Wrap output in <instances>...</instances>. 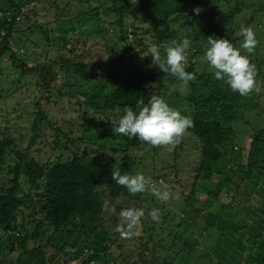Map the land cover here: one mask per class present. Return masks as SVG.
Listing matches in <instances>:
<instances>
[{"label": "trees", "instance_id": "1", "mask_svg": "<svg viewBox=\"0 0 264 264\" xmlns=\"http://www.w3.org/2000/svg\"><path fill=\"white\" fill-rule=\"evenodd\" d=\"M42 1L46 0H0V37L4 45L0 56L12 61L25 81L8 92L0 83V102H16L4 111L10 113L14 108L15 113L10 114L17 118L23 109L30 112L29 106L22 105L30 96L34 115V124L28 127L33 135L22 155L17 153V165L7 170L6 143L0 142V178L6 180L0 181V241L8 250L21 249L14 260L0 259V264H139L132 259L131 251L136 248L142 258L152 243L159 247L151 248L152 262L158 249L167 252L161 264H264V125L257 127L258 119L256 124L248 114L261 103L255 102L254 93L241 96L233 92L202 61L209 36L228 39L240 48L242 40L232 33L231 21L241 5L225 12L218 8V0H103L101 6L89 4L78 12L66 8L69 14L57 6L53 19L61 34L53 39L48 21L38 18L37 7ZM54 3L57 5V0ZM197 7L202 9L199 14L194 12ZM40 11H46L45 7ZM90 17L95 22L85 23ZM136 20L149 25L151 43L156 45L170 44L174 39L182 42L185 37L190 40L185 70L196 78L187 87L153 65L151 56H142L149 55L148 44L138 35ZM244 21L242 26L251 27L250 21ZM107 23L115 28L123 44L108 48L110 54L102 61L75 60L61 53L55 59L49 57L47 62L32 65L20 53L33 50L30 36L36 32L43 40L58 44L57 40L68 49L79 45L80 27L92 26L93 34L88 35H102L108 40ZM129 33L136 36L134 46L129 43ZM161 55H166L163 49ZM248 58L256 67L257 83L264 84V60L256 63ZM55 65L66 73L67 82L59 86V91L76 100L77 122L69 119L59 125L43 108L55 96ZM170 85L174 86L172 90ZM152 91L193 121L187 130L191 136H184L172 152L142 143L138 137L112 132L111 119L118 121L126 107L138 111L137 100L142 98L147 104ZM89 109L93 111L91 116ZM7 119V115L0 116V127ZM238 120L254 125L248 129L251 132H243L242 138L235 125ZM42 122L53 130L52 138L41 132ZM45 146L58 153L50 158ZM160 150L174 160L169 169L178 170L180 163L188 168L190 164V172L195 173L190 190L179 197L178 203L186 209L185 217L170 204L159 205L148 193L130 194L111 178L115 165L122 175L140 173L159 179L152 171L160 168L152 170L147 163ZM26 183L28 189L23 188ZM36 191H43V195L35 196ZM200 193L206 196L200 197ZM105 199L113 204L121 201L116 205L117 214L124 208L146 205V201L154 203L161 206V221L148 227L142 221L138 237L122 240L115 232L119 216H109L102 209ZM24 208L31 210L27 215L35 225L31 232ZM167 224L172 227L165 229ZM46 227L52 228L49 235ZM31 239L38 240L32 248ZM135 239H139L138 246L125 249V242ZM115 247L120 249L118 253Z\"/></svg>", "mask_w": 264, "mask_h": 264}, {"label": "rangeland", "instance_id": "2", "mask_svg": "<svg viewBox=\"0 0 264 264\" xmlns=\"http://www.w3.org/2000/svg\"><path fill=\"white\" fill-rule=\"evenodd\" d=\"M57 5H55L54 0H46L42 1L39 6L37 7L38 12V18L40 20H45L48 21V28L50 30V33L52 34L51 37L53 39H58L59 34H61L60 30H57L56 27V21L53 19L55 17V12H58L57 6L64 10L65 13L69 14V12H78L81 8L87 7L89 4L94 5V6H101L103 3V0H57ZM240 4L241 8L237 10L233 16V19L231 21V31L232 33H237L240 29V27L245 24L244 20H248L251 22L250 26L253 27V31L255 33L256 39L258 41V44L254 50L253 53L249 54L245 50H242L243 55H247L248 57H252L253 61L256 63H259L260 60H264V0H218L217 5H219L218 8H221L225 12L228 10L237 9V5ZM45 7L46 11H40L41 8ZM66 8L69 10V12L66 11ZM29 10V8H28ZM27 10V11H28ZM203 14L200 16L202 17ZM91 21L95 22L94 17H90L89 19L85 20V23ZM135 25L137 24L139 26V29L137 30V33L139 36H142L144 38V42H146L148 45L153 42L151 41V34H150V27L146 23H142L140 20L134 21ZM179 25V22L176 23ZM106 27L109 29V32L107 34L108 40L104 39L102 35H88V34H93L91 31L93 30L92 26H87V27H80L79 31V38L81 41H79V45L73 44L75 48H67L63 44L59 43L57 40H55L58 44L55 43H50L49 41L47 42L46 39L42 38L40 36V32H36L34 35H31L30 38L32 42L34 43V47L31 50L30 48L26 49L24 52L20 51L23 57H27L29 61L32 63L36 62H47L46 60L50 57L52 59H55L58 55L61 53L65 54L66 57H70L71 59L74 58L75 60L81 59L85 61H102L104 58L107 59L108 55L110 54V47L115 45L116 42H120L118 38V34L115 31V28L109 25L108 23L106 24ZM114 29V30H113ZM130 30H134L133 27H129ZM129 30V31H130ZM97 32V29L95 30ZM76 33V32H75ZM73 33L72 35H75ZM98 33V32H97ZM240 39L243 41V37L240 36ZM129 43L131 45H135V40L136 36L133 34L131 35L129 33L128 36ZM37 42V43H36ZM36 43V44H35ZM60 44V45H59ZM123 44V43H119ZM28 45H33L28 43ZM18 45H15V48H18ZM43 47V50L41 51V48ZM45 47V48H44ZM136 50H138V46H135ZM109 48V49H108ZM140 48V47H139ZM71 49V50H70ZM32 51V53H31ZM31 55L29 56V54ZM263 58V59H262ZM8 58H3L0 60V83L2 84L1 88L4 89V92H8L12 90L13 88H16V86H23L25 84V81L23 80L24 76L22 75V71L16 69ZM264 63V61H263ZM262 73L264 74V67L262 68ZM55 71H58V76L57 80L55 83V86L52 88V93L55 95L54 98L49 102L45 103L43 105V108L47 111L49 114V117H53L55 119V122L59 125H65L64 120H72L73 121H78L77 117H75L78 113L75 112L76 108L78 107L76 100L72 97H70L68 94H64L59 91V86L67 82V78L65 77V71L60 70L59 65H55ZM102 76L101 78L103 79V76L105 75V72L102 71ZM259 76H262L260 72H258ZM259 87V92L254 91L253 93L255 94L256 98L254 99L255 102H260L261 106L256 108L253 111H249L248 114L251 119L253 120L254 123L257 124V119L260 123H258L257 127L263 126L264 125V84H259L257 83ZM173 87V86H171ZM152 94L155 95L156 91H152ZM4 93V97H5ZM259 95V96H258ZM32 101V97L27 96V101L22 103V105H27L30 107V112L26 111L23 113L21 116L18 118L14 119L13 125H14V130L10 129L9 132L16 134V135H21L27 138L32 137V132L29 131V128H26V124L28 121H31L34 118V115L32 113L33 109L32 106L30 105V102ZM16 102H13L11 104H7L2 100L0 102V116L4 113V106L7 105H15ZM33 104V103H32ZM172 105V104H171ZM21 108V106H19ZM81 108L85 109L84 106H81ZM89 115H92V110L89 109ZM98 118L99 115H96ZM8 120V119H7ZM55 125V124H54ZM235 125L237 127L239 136L243 135V132L245 131V134L248 132H251V130H248L252 128L254 125H246L244 124L241 120H238L235 122ZM64 130H66L64 128ZM45 132L46 134H50V138H52L53 130L51 128H46L41 130V132ZM75 134L78 135L79 131L76 129L74 130ZM187 138L191 136L190 132H186ZM185 142V141H184ZM194 143L193 141H190V144ZM76 148V147H74ZM157 149H160L158 147ZM45 150H47L48 156L52 158L53 153H58L57 151H52L49 146H45ZM141 150V149H140ZM161 153V154H160ZM68 153L66 152L65 156H67ZM181 162V161H180ZM172 163H174V160L171 157H168L167 155L163 154V152L160 150L157 155L154 157V160H150L147 164L151 165V169L153 168H160L157 169V171L153 170L152 174H158L160 176L159 179H155L153 177V181L157 184V186H160V182L163 181L164 184H166L169 188V190L174 194L178 195L179 197L182 196L183 192H188L190 190L191 183L194 179V172H190V164L188 168L184 166L183 163H180V167L178 170L174 169H169L172 168ZM169 167V168H168ZM174 171V174L173 172ZM172 172V173H171ZM172 174V175H171ZM1 182H5V178L1 177L0 178ZM1 185V183H0ZM11 185V184H8ZM23 187L25 189H28V184H24ZM205 194L200 193V197H205ZM153 200L157 201L159 205L162 204H170L175 207L176 213L179 216H184L185 217V211L182 204H179V200H171L167 203H161L159 202L154 196ZM245 202V199L242 200ZM159 208L161 206L154 205V203H148L146 201V205L140 204L138 208H143L145 210V217L142 218V221L144 222L145 227H148L152 224V220L150 217H148L147 213L152 209V208ZM26 211V216H24L27 220V227L28 230L31 232L33 228L35 227L33 222H30L31 216H27L28 214H31V210L28 208H24ZM20 220H22L23 216H19ZM142 222V223H143ZM169 224L165 226V229L171 228ZM193 228V227H192ZM46 234L49 235L52 228L51 227H46ZM142 230V226L140 231ZM2 231L0 230V238H1ZM190 234V230H189ZM203 241H206V238L203 239ZM125 242V241H124ZM143 243V242H141ZM38 244V240L36 239H31L29 241V247L32 248L33 246H36ZM139 244V239L135 240H128L125 242V249L130 248L131 246H138ZM15 246H17L15 244ZM154 247V243L150 244V251L147 253H142L141 257L139 258V253L136 251L137 249L134 248L132 252V259L133 260H138L137 263L139 264H161L164 259L167 258V252L162 249H158L155 261L152 262L153 260L151 259V248ZM154 248H159L155 246ZM17 249V247H16ZM12 251L11 249L8 250L7 246L5 243H2L0 241V259H11L14 260L17 255L21 252V249ZM114 251L118 253L120 251L119 248L115 247ZM136 251V252H135ZM109 264H116L113 263L112 261L109 262Z\"/></svg>", "mask_w": 264, "mask_h": 264}, {"label": "clouds", "instance_id": "3", "mask_svg": "<svg viewBox=\"0 0 264 264\" xmlns=\"http://www.w3.org/2000/svg\"><path fill=\"white\" fill-rule=\"evenodd\" d=\"M201 11L202 9L199 7L194 9L197 14ZM236 35L243 37L240 48L234 47L228 39L215 38L213 36L207 37L202 61L208 64L210 70L214 71L215 78L225 81L233 92H238L241 96H249L254 91L259 92L260 90L256 81L257 70L255 65L250 62L248 56L241 54L240 49L251 54L254 52L258 41L251 27L241 26ZM1 40L2 38L0 37V50L4 48ZM11 42L12 40H10ZM190 43V40L186 37L182 39V42H177L174 39L170 44L162 43L156 45L150 43L147 47L149 55L142 56H151L153 65L158 66L165 74L176 77L182 81L184 87H187L189 82L194 81L196 78L194 73L185 70L186 50L190 47ZM117 44L119 42L115 43V45ZM161 49L166 53L164 57L161 55ZM3 58L6 57L0 56V60ZM173 88L174 86L171 87L170 85V89L172 90ZM181 91H183V88ZM136 108L138 111H134L131 107H126L124 114L120 116L118 121L111 119L112 132L115 135L129 138L138 137L142 143H147L153 147H163L168 152H172L179 146L184 136H187V130L193 126V121L190 117L183 116L178 109L170 107L164 98L157 95L151 96L147 104L142 98L137 100ZM26 111L23 109L21 115ZM11 112L15 113V109L13 108ZM10 113L4 111L2 116L7 115L9 121L2 122L0 127V142L6 143L5 148H7V153L5 154L6 170L17 165V153L22 155L25 144L29 142V138L9 132L10 129L14 130L12 121L16 119ZM33 124L34 121L32 119L27 122L26 128H31ZM5 127L7 129L4 130ZM45 128L46 124L42 122L40 130ZM3 137H10L13 141H9L7 138L2 139ZM7 142L11 145L9 146ZM111 178L118 185L125 187L132 195L148 193L161 203H167L173 199L179 200V196L174 195L163 181L160 182V186H157L150 176L146 177L140 173L135 175L125 173L122 175L120 168L112 165ZM36 192H42L41 195H43V191ZM36 192L34 193L35 196H37ZM228 200L226 199V201ZM120 203V200H116L115 204H113L105 199L102 209L109 216H119L120 222L116 226L115 232L119 233L120 239L138 237L141 234L140 229L142 218L145 217V210L143 208L129 207L122 209L117 214L116 205ZM147 215L156 223H159L162 218L160 209L155 207ZM15 234L17 235L18 233L15 232Z\"/></svg>", "mask_w": 264, "mask_h": 264}, {"label": "water", "instance_id": "4", "mask_svg": "<svg viewBox=\"0 0 264 264\" xmlns=\"http://www.w3.org/2000/svg\"><path fill=\"white\" fill-rule=\"evenodd\" d=\"M42 194V192H36L37 196H40Z\"/></svg>", "mask_w": 264, "mask_h": 264}]
</instances>
